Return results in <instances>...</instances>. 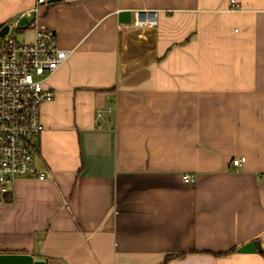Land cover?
<instances>
[{"label":"crops","instance_id":"0c3cea01","mask_svg":"<svg viewBox=\"0 0 264 264\" xmlns=\"http://www.w3.org/2000/svg\"><path fill=\"white\" fill-rule=\"evenodd\" d=\"M23 14L72 53L0 256L264 264V0H0V26Z\"/></svg>","mask_w":264,"mask_h":264},{"label":"built area","instance_id":"2783aa9c","mask_svg":"<svg viewBox=\"0 0 264 264\" xmlns=\"http://www.w3.org/2000/svg\"><path fill=\"white\" fill-rule=\"evenodd\" d=\"M52 1L36 0V3ZM233 7L237 5L233 3ZM23 16L27 15L0 26L1 30L8 25V31L0 35V202L7 200L15 178L47 176L34 164L37 142L45 129L41 107L56 95L55 88L47 84L48 77L72 53L59 47L54 30L37 25L28 16V22L21 24ZM25 28L35 29L33 40L18 39V32ZM245 159L241 156L233 163L240 166ZM184 180L189 182L193 177L185 174Z\"/></svg>","mask_w":264,"mask_h":264},{"label":"water","instance_id":"95a60500","mask_svg":"<svg viewBox=\"0 0 264 264\" xmlns=\"http://www.w3.org/2000/svg\"><path fill=\"white\" fill-rule=\"evenodd\" d=\"M28 22V17L23 16L20 20L21 24H26ZM8 31V25H4L0 30V35H4ZM1 264H31V256L28 255H1L0 256ZM35 264H44L43 261L37 260Z\"/></svg>","mask_w":264,"mask_h":264},{"label":"rangeland","instance_id":"374dc122","mask_svg":"<svg viewBox=\"0 0 264 264\" xmlns=\"http://www.w3.org/2000/svg\"><path fill=\"white\" fill-rule=\"evenodd\" d=\"M31 33H32L31 30H26V31L24 30V31L18 32L17 37L21 41L29 40Z\"/></svg>","mask_w":264,"mask_h":264},{"label":"trees","instance_id":"16d2710c","mask_svg":"<svg viewBox=\"0 0 264 264\" xmlns=\"http://www.w3.org/2000/svg\"><path fill=\"white\" fill-rule=\"evenodd\" d=\"M219 254H221V253H219ZM170 256H175V255H170ZM168 258V257H167Z\"/></svg>","mask_w":264,"mask_h":264}]
</instances>
